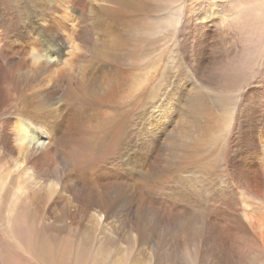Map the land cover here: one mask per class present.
<instances>
[{
	"label": "bare ground",
	"instance_id": "6f19581e",
	"mask_svg": "<svg viewBox=\"0 0 264 264\" xmlns=\"http://www.w3.org/2000/svg\"><path fill=\"white\" fill-rule=\"evenodd\" d=\"M163 3L0 0V148H16L37 173L41 162L53 165L67 132H78L61 158L75 152L72 168H85L75 187V195L88 191L83 201L109 170L127 180L104 183L110 205L134 206L127 187L152 225L161 205L166 259L264 264V73L234 100L249 57L232 53L238 16L222 11L206 16L210 25L185 22L174 48L152 58L150 19ZM28 196L16 188L12 208L36 197Z\"/></svg>",
	"mask_w": 264,
	"mask_h": 264
},
{
	"label": "rangeland",
	"instance_id": "374dc122",
	"mask_svg": "<svg viewBox=\"0 0 264 264\" xmlns=\"http://www.w3.org/2000/svg\"><path fill=\"white\" fill-rule=\"evenodd\" d=\"M163 2L166 9L150 19L149 36L158 47L152 58H157L163 49L170 51L174 48L181 38L180 26L185 22L193 18L196 23L210 25L213 22L208 21L206 16L218 15L222 11L225 16H238L237 29L234 30L237 35L231 38L232 53L238 61L249 57V61L245 62L247 64L243 63L242 80L233 90L234 100L243 87L264 73V0ZM215 3L219 5L218 11L214 8ZM25 23V20L21 21V24ZM225 45L228 48V44ZM165 57L170 58L171 54ZM152 71V68L146 69L148 73ZM3 117L0 112V120ZM67 134L68 140L61 143L60 153L56 159L52 158L53 165L48 168L45 162H41V170L37 173L20 163L16 148H0V182L5 184L0 194V264H185L182 259L168 260L164 257L161 205L156 209L159 223L152 225L149 209L138 207L136 196L129 195L127 187L124 191L134 206L124 203L122 207H117L103 199L112 195V187L104 183H126L127 180L116 178L105 170L102 176L106 179L93 180L90 199L82 200L88 191L75 195L81 176L86 177L87 174L81 165L72 168V162L77 157L75 152L69 155L72 160L61 158L62 153L70 151L76 144L80 133ZM96 151L97 145H94L89 153L91 160L97 156ZM18 168L31 173L33 178H27V173L17 174ZM128 184L131 185L130 182ZM16 188L23 190L27 196L28 192L33 193L36 199L18 203L12 208L10 201ZM141 196L160 200V197L158 199L155 194L145 191L141 192ZM91 199L93 201L90 202ZM127 211H131L130 218L124 219ZM184 241V237H178L176 243L183 247Z\"/></svg>",
	"mask_w": 264,
	"mask_h": 264
}]
</instances>
